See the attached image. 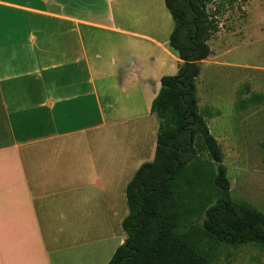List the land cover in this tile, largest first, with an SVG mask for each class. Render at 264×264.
I'll return each mask as SVG.
<instances>
[{"label":"crops","instance_id":"obj_1","mask_svg":"<svg viewBox=\"0 0 264 264\" xmlns=\"http://www.w3.org/2000/svg\"><path fill=\"white\" fill-rule=\"evenodd\" d=\"M174 26L165 0H0V264H109L126 242Z\"/></svg>","mask_w":264,"mask_h":264},{"label":"trees","instance_id":"obj_2","mask_svg":"<svg viewBox=\"0 0 264 264\" xmlns=\"http://www.w3.org/2000/svg\"><path fill=\"white\" fill-rule=\"evenodd\" d=\"M212 1L165 0L175 24L170 46L183 64L162 77L152 103L159 120L155 158L127 185V240L109 264H212L220 246L264 249V212L233 198L223 148L207 124L220 111L199 106L200 63L219 31L208 11ZM259 103L264 93L240 98L235 107Z\"/></svg>","mask_w":264,"mask_h":264},{"label":"rangeland","instance_id":"obj_3","mask_svg":"<svg viewBox=\"0 0 264 264\" xmlns=\"http://www.w3.org/2000/svg\"><path fill=\"white\" fill-rule=\"evenodd\" d=\"M208 11L219 31L208 42L212 54L200 63L199 106L220 111L207 124L223 148L233 198L264 212V103L235 107L240 98L264 93V0H213ZM166 74H178L177 64ZM212 264H264V249L220 246Z\"/></svg>","mask_w":264,"mask_h":264}]
</instances>
